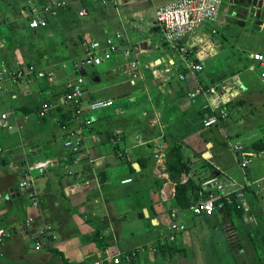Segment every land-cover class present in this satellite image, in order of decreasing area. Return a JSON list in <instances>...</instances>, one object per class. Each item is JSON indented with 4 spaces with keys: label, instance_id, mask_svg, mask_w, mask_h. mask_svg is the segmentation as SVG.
<instances>
[{
    "label": "crops",
    "instance_id": "crops-1",
    "mask_svg": "<svg viewBox=\"0 0 264 264\" xmlns=\"http://www.w3.org/2000/svg\"><path fill=\"white\" fill-rule=\"evenodd\" d=\"M59 1L65 5L56 15L48 16L46 27H30L33 16L39 17L45 6ZM171 1L118 0V4L103 5L99 0H0V73L21 65L54 71L52 78L32 77L23 83L7 80L0 91V224L11 232L0 245V264H86L138 249L130 264H169L160 251L152 252L153 245L167 231V237L170 235L174 219L188 225L202 217L176 202V183L166 162L178 145L182 158L193 161L192 166L200 168L202 175L210 170L211 178L217 170L223 182L224 176L228 178L226 191L242 190L248 182L263 177L264 149H249L254 156L247 172L242 169L241 181L220 163L227 152L240 167L230 146L243 141L231 138L233 142L229 137L239 128L232 131L224 124L203 127L204 119L217 115L221 108L230 111L229 118L232 114L239 118L238 113L246 110L252 119L264 121V88L253 90L256 77L264 86L258 73L261 66L251 58L255 53L264 55V51L247 55L244 47L249 44L240 40L241 33L236 48L230 50V33H221L239 28L247 39L256 30L264 32V23L250 28L247 17L238 10L230 12V7L245 8L257 0H230L229 7L223 4L216 26L218 35L213 37L215 49L205 57L191 53L188 61L164 42L156 24V10ZM83 10L85 16L80 15ZM117 34H122L133 48L138 44L141 47L131 57L120 51L101 66L75 69L74 64L84 60L90 42ZM150 40L152 44L145 45ZM186 42L191 45L189 39ZM127 47L123 45L122 49ZM132 60L138 61V67L130 66ZM194 63L202 65L203 70H191ZM246 72L250 74L243 77ZM78 74L85 78L86 92L81 113L74 116V108L64 96ZM222 84L226 88L220 97L229 100L227 104H212L214 97L207 93H200L194 100L188 96L199 87ZM102 100H112L114 105L91 108ZM45 103L54 107L42 118L39 110ZM86 118L93 124H84ZM4 122L11 128L4 127ZM66 124L82 132L83 161L78 165L64 145L62 128ZM257 160L256 169L251 170ZM41 163L45 164L43 173L29 172L31 166L37 168ZM28 173V187L20 188ZM194 177L189 172L179 178L186 183ZM128 178L133 181L123 184ZM85 180L91 184H82ZM186 195L183 201H193L198 193L192 190ZM34 199L39 200V207L32 205ZM217 205L223 208L221 203ZM246 215L253 220L252 215ZM30 218L33 222L28 225ZM44 225L53 228L56 240H42V249L36 250L37 233ZM134 225L143 233H149L150 226L161 232L158 237L149 234L137 247L118 249V234L135 235L138 231L133 230ZM188 240L186 228L174 244ZM176 248L181 249L179 245Z\"/></svg>",
    "mask_w": 264,
    "mask_h": 264
},
{
    "label": "built area",
    "instance_id": "built-area-1",
    "mask_svg": "<svg viewBox=\"0 0 264 264\" xmlns=\"http://www.w3.org/2000/svg\"><path fill=\"white\" fill-rule=\"evenodd\" d=\"M103 5L109 3L118 4V0H99ZM224 4V0H173L156 10L155 18L156 24L160 28L164 42L167 43L170 47L175 49L180 55L183 56L185 60L190 59L191 53H194L196 56L205 57L208 53H211L215 49L213 37L218 35L217 25L220 22V13L221 8ZM65 5L64 1H59L54 4H49L45 6L40 12H38L39 17L33 16L30 21L31 28H40L46 27L48 24V16H53L57 14V9ZM34 13L37 11L34 10ZM41 14H45L41 16ZM87 12L85 10L80 12L81 16H85ZM35 15V14H34ZM263 26V25H262ZM190 40V44L186 40ZM146 44L151 45L152 41H147ZM123 45H128L127 48L122 49ZM136 48L130 44V42L125 39L122 34H117L115 36H107L105 40H95L90 42L87 45L86 56L82 62H76L74 67L76 70L84 69L85 67H98L103 64L105 61L111 60L114 55L118 52H123L126 57H131ZM255 60L260 69V79L264 84V55L260 53H255L251 56ZM139 63L137 60H132L130 66L132 68L138 67ZM8 69V68H7ZM191 70L200 72L203 70V66L200 64H192ZM7 71V70H6ZM54 76V71L49 70H40L34 65H25L19 66L14 70H9L4 73H0V91L3 90V83L7 80H10L13 83H23L31 80L32 77L52 78ZM181 79H185V75H180ZM85 78L82 74H78L73 78V80L67 86V92L64 96L66 103L72 105L74 116L81 113V104L85 96L84 88ZM226 86H216L210 88L199 87L195 91L188 94L191 100H194L197 95L200 93H207L214 97L212 104L216 106H221L227 104L229 100H221L220 96H224ZM114 102L112 100H102L97 101L91 105L93 110L100 108H107L113 106ZM54 107L53 104L45 103L39 110L40 117H47L48 112ZM230 111L225 108H221L217 115L208 117L203 121V127L210 128L221 124L228 120ZM2 119L5 121L7 115L4 114ZM83 123L90 126L93 124V120L86 118L83 120ZM4 127L10 129L11 126L4 122ZM65 130L64 145L68 148L74 156V164L78 165L82 163L83 157V136L82 132L78 129L68 126L67 124L62 128ZM117 143L114 141V144ZM234 152L238 156L240 161L241 169L245 170L251 160L247 154L245 148L242 145H236L233 147ZM3 152V149L0 148V153ZM34 170H39L43 173V168H36L31 166L29 172ZM71 175L74 174L73 171L69 172ZM29 173L26 175L24 181L20 183V188L28 187ZM133 180L128 178L123 180V184L131 183ZM85 186L91 184L90 181L85 180L82 182ZM261 186L264 191V175L263 177L256 181L247 183V187ZM216 189V191H212ZM200 196L202 200L193 207V213L195 215H212L215 212L216 204L221 203V206L226 204L231 207H236L237 209L243 208L244 193L242 190H237L235 192L226 191L224 182L216 176L209 178L204 181L200 187ZM32 205L39 207V200L34 199ZM33 219L30 218L27 220V224L31 225ZM170 235L168 239L163 241V244L168 242H175L179 233L185 232L186 227L183 224L178 222H172L170 227ZM11 235V232L0 224V245L3 244ZM39 237L35 243L36 250H41L42 240H56V235L53 231V228L50 225H44L40 228L37 233ZM138 250L131 252H125L124 254H115L111 255L105 260L91 261L86 264H130L132 259L136 257L139 253Z\"/></svg>",
    "mask_w": 264,
    "mask_h": 264
},
{
    "label": "rangeland",
    "instance_id": "rangeland-1",
    "mask_svg": "<svg viewBox=\"0 0 264 264\" xmlns=\"http://www.w3.org/2000/svg\"><path fill=\"white\" fill-rule=\"evenodd\" d=\"M224 4L229 7L230 0H226ZM230 8V12L238 10L240 15L247 17L250 28L254 26L259 27V24L264 23L263 0H261V2L257 0L253 4L247 5L245 8ZM251 17L255 20L254 22L256 25L252 22ZM221 33L226 36L230 33L228 36L230 50L236 48L235 42H238L240 38V40H245L249 44L248 47H244V51L247 55L250 52L264 51L262 47L264 45V32L259 33L256 30L253 32L254 34L251 33L253 35H250L247 39L242 35L245 33L239 28L233 29L232 32L222 30ZM239 33H241V35L237 38ZM258 73L260 77V70H258ZM249 74V72H246L243 74V77H246V75ZM253 80V90L257 92L258 87L259 89L264 88L257 77ZM262 110L264 113V108ZM245 111L246 110L238 113L239 118H236L235 115L232 114L229 121L221 122V125L224 124L223 127L230 126L232 131L239 128L238 133H233L229 135V137L234 140L242 139L243 143H234L230 147L232 148L236 145H242L251 160L254 156L249 150L252 144L256 143L262 145L261 142L264 144V121L259 118L252 119L247 113L245 114ZM256 116L257 114L254 115V117ZM248 117L251 118V120ZM236 134L239 136H236ZM233 139L231 140L234 142ZM177 147V150L181 152V145H178ZM253 151L257 152L255 150ZM256 154L259 155L258 153ZM176 156L177 155H173V157ZM182 159L184 160L186 158ZM258 160L252 163L250 166L251 170L256 169L255 166L257 165L256 162H258ZM192 163L193 161L184 163L182 160L180 163L182 173L187 174L192 172V176H195V179H190L195 186H197L196 188L198 190V195L195 200H193L191 204L192 206L189 207V209H193V207L202 200L199 191L201 184L208 180L209 175L211 174L210 170H207V173L202 175L200 168H194ZM220 163L223 165V168L225 167L227 171L236 176L239 181L243 179V171L237 165L232 153L226 152V154L221 157ZM204 167L206 168V165ZM245 172H247V169ZM242 192L244 193L243 212H239L233 208H226L225 206L220 209L219 205H216L215 212L210 216L202 215V217H199L200 220L194 221V223H187L188 225L179 222L185 225L187 232H189L188 242H179L178 244L181 249H177L176 247L178 245L177 243L174 244V242H168L172 244H163V241L161 240L162 238L167 237V231V235L164 233L162 237L156 241L157 243L153 245L152 252L158 253V251H160L165 259L168 258L169 264H264V247L262 243V236L264 235V191L261 186L256 185L253 188L246 186L242 189ZM246 213L252 215V221L248 220ZM173 221H177V218ZM149 228V233L148 231L143 233L140 231V227L138 228L134 225L133 230L136 231L137 229L138 231L135 235L129 233L126 234L121 231L118 234L120 241L118 249L137 247L147 240L149 234L151 237H158L160 235L161 231L159 228H152L151 226ZM165 239H168V237ZM176 250L182 251L176 252ZM170 254H172V256H170Z\"/></svg>",
    "mask_w": 264,
    "mask_h": 264
},
{
    "label": "trees",
    "instance_id": "trees-1",
    "mask_svg": "<svg viewBox=\"0 0 264 264\" xmlns=\"http://www.w3.org/2000/svg\"><path fill=\"white\" fill-rule=\"evenodd\" d=\"M253 150L255 151H261L264 149V146H261L260 144H252V147H251ZM170 154V157L168 158L167 162H166V168H167V171L170 173V177L171 179L176 183V196H175V199H176V202L178 203L179 206H181L182 208H188V207H191L192 205V202L193 201H190V199H185V201H183V198L186 197L188 191H191L192 190H197V186H195V184L192 182L191 179H189L188 182L186 183H182L180 181V176L182 174L181 170L182 168H180V163H181V160L186 163L188 161H185L182 159V155H181V152L179 150H177L176 148H172L171 152L169 153ZM177 155L176 157L172 158L171 155ZM214 175H211L210 177H213ZM200 191V190H199ZM217 205V204H216ZM226 208H233L235 210H238L239 212H243L242 209H237L236 207H231L229 205H225ZM262 243H263V247H264V235L262 236ZM182 250H176V252H180Z\"/></svg>",
    "mask_w": 264,
    "mask_h": 264
},
{
    "label": "water",
    "instance_id": "water-1",
    "mask_svg": "<svg viewBox=\"0 0 264 264\" xmlns=\"http://www.w3.org/2000/svg\"><path fill=\"white\" fill-rule=\"evenodd\" d=\"M236 13V12H235ZM252 18V17H251ZM145 43V45H147V46H149L148 44H146V42H144ZM144 45V44H143ZM136 49L138 48V47H141V44H138V45H135L134 46ZM39 165V166H38ZM37 165V168H44L45 167V164L44 163H41V164H38ZM213 175H215L216 177H219L220 175H221V173L219 172V171H214V173H213ZM223 180H224V182H225V185L226 186H228V181H229V179L228 178H226L225 176L223 177ZM1 196V195H0Z\"/></svg>",
    "mask_w": 264,
    "mask_h": 264
}]
</instances>
